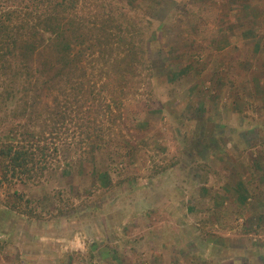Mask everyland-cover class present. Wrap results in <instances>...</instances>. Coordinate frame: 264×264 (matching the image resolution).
Instances as JSON below:
<instances>
[{
	"label": "rangeland",
	"instance_id": "rangeland-1",
	"mask_svg": "<svg viewBox=\"0 0 264 264\" xmlns=\"http://www.w3.org/2000/svg\"><path fill=\"white\" fill-rule=\"evenodd\" d=\"M79 8L134 48L123 118L0 187V264H264V0Z\"/></svg>",
	"mask_w": 264,
	"mask_h": 264
},
{
	"label": "trees",
	"instance_id": "trees-1",
	"mask_svg": "<svg viewBox=\"0 0 264 264\" xmlns=\"http://www.w3.org/2000/svg\"><path fill=\"white\" fill-rule=\"evenodd\" d=\"M79 3L0 0V187L41 183L59 167L62 144L100 148L123 118L134 48L120 50L121 28L97 35ZM104 39L115 52L99 47Z\"/></svg>",
	"mask_w": 264,
	"mask_h": 264
}]
</instances>
